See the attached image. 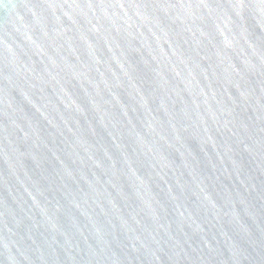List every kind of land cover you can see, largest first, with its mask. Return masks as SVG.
Listing matches in <instances>:
<instances>
[{
  "label": "water",
  "instance_id": "water-1",
  "mask_svg": "<svg viewBox=\"0 0 264 264\" xmlns=\"http://www.w3.org/2000/svg\"><path fill=\"white\" fill-rule=\"evenodd\" d=\"M0 264H264V0H0Z\"/></svg>",
  "mask_w": 264,
  "mask_h": 264
}]
</instances>
